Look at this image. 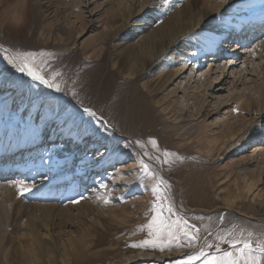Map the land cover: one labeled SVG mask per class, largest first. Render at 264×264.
Returning a JSON list of instances; mask_svg holds the SVG:
<instances>
[{
	"label": "rangeland",
	"instance_id": "374dc122",
	"mask_svg": "<svg viewBox=\"0 0 264 264\" xmlns=\"http://www.w3.org/2000/svg\"><path fill=\"white\" fill-rule=\"evenodd\" d=\"M19 3L20 0H0V120L2 126H11L22 134L23 145L36 144L39 151L26 148L16 153L15 157L21 156L23 163L13 165L33 162L36 156L37 163L42 158L48 160L50 152L40 146L45 144L42 136L48 137L51 129L55 128L54 135L61 134L62 139L54 146L58 163L49 165L37 178L24 176L20 171L0 176L2 191L22 182L23 186H33L27 194L30 199L41 196L42 205L54 204L56 208L48 209L51 216L44 218L47 229H36L37 233H47V244L37 243L27 250L26 256L23 251L11 250L6 264H109L119 254L136 250L167 252L195 248L187 255L143 258L125 264H204L206 259L225 252L235 254L243 245H233L234 238L243 240L251 233L253 249L257 241L264 242V155L256 157L260 148L264 150V138L256 140L264 132V107L260 106V113H255V110L240 112L232 105L235 97L248 98L257 84L264 83V52L251 53L256 44L264 42V36L249 42L250 46L238 51L240 54L231 53L234 48L227 46L219 48L220 53L214 56L218 60L209 61L210 53L201 55L155 97L143 89L147 94L141 100L150 113L139 111L140 118L151 126L141 131L139 120L133 121L129 123L132 134L128 135V129L119 120L121 108L117 105L129 97L130 86L135 85L138 75L142 78L140 83L149 78L143 76L145 72L130 76L139 70L133 56H116L120 74L105 80L110 75L113 56L102 50L99 59H92V49L82 52L91 39L102 42L105 36L102 25L110 15L106 12L108 0L77 3L49 0V6L41 12L34 7L23 25L19 21ZM259 8L264 11L260 6L247 10V14L232 13L228 22L242 24L256 18L261 13ZM220 22L221 19L218 24L224 25ZM17 52L36 53L37 63L43 61L42 74L46 77L58 72L55 82L61 91L51 89L60 95L17 72L8 62L10 53L14 56ZM205 76L215 81L208 91L204 87ZM112 90L118 94L111 96ZM21 96L29 101L22 107L30 104L29 114L23 113L25 109L20 114L12 110L15 97ZM162 99L172 103L168 118L155 104ZM193 101L198 108L204 103L205 109L199 112ZM228 124L232 126L234 139L212 157L206 152V139L202 142L197 139L205 128L220 132ZM79 131L83 137L80 143H75ZM150 138L157 141V149L147 143ZM80 146L84 151L79 154ZM164 152L173 155L165 157ZM144 157L156 161L160 172ZM154 204L164 207L165 223L153 225L152 229H163L158 246L132 247L152 239L148 225L155 215L151 210ZM224 209L240 212L252 220L237 218L230 212L224 216ZM43 215L37 219L39 222ZM222 215L224 221L218 226L217 220ZM9 230L1 229L0 235ZM23 230L12 229L11 236L19 237ZM184 233L197 239L192 240L191 235ZM219 236L224 240H218ZM24 240L28 243V238ZM10 245L0 246V264H4L2 254Z\"/></svg>",
	"mask_w": 264,
	"mask_h": 264
},
{
	"label": "bare ground",
	"instance_id": "6f19581e",
	"mask_svg": "<svg viewBox=\"0 0 264 264\" xmlns=\"http://www.w3.org/2000/svg\"><path fill=\"white\" fill-rule=\"evenodd\" d=\"M80 1L81 0H71V3H77ZM87 1L90 2L92 0ZM19 6L21 8L19 21L21 25H23L28 22L27 16H29L34 7L36 8V11L41 12L43 7L49 6V0H20ZM260 6H263L264 8V0H108L106 12H110V15L107 17L106 22L103 23L104 25H102V32L105 33V36H103L102 42L100 43H95L94 39H91L89 43L82 48V52L84 53L85 51L92 49L93 53L90 56L92 59H99L102 50L104 51V54L106 50L110 56H113L114 60L110 62L111 68L109 69L110 71H108L110 75H106L105 80L109 79H107V77L116 75L117 73L120 74V71L118 70V61L115 60L116 56L120 58H130L133 56L138 63L139 70L134 74H130V76L145 72L146 74H143V76L149 78V80L140 83L139 80L142 78L138 75L136 81L137 84L135 83V85L130 86L129 97L122 99L117 105L121 108V111L119 110V120L124 124L125 129H128V131L126 130L128 135L130 133L132 134V132H130L131 127L129 123H132L133 121L139 120V123H141L140 129L142 128L143 131H146L147 125L149 128L151 126L150 123L145 124L143 119L140 118L139 111L150 113V110L144 106V101L142 102L141 98L146 97L147 93L153 97L161 93L165 87L172 85L173 81L179 78L181 74L188 69V66L194 64V61L203 54L210 52L211 55H209V61L214 59L218 60L217 58H214V56L217 52L220 53L219 48L224 49L228 46V44L226 45V43L221 41L223 36L226 33L233 32L234 34V31L242 28L238 27L239 25L236 22L233 24L228 22V18L231 14L239 12L243 14L246 13L247 10L252 11L255 8L258 9ZM220 19L222 21L220 23H223L224 25L218 24ZM250 19H248L246 24L260 23L264 21V11L261 10L260 16ZM64 24L67 25V23ZM257 34L256 31L254 35ZM106 36H108V38ZM255 39L256 37L253 38V40ZM231 42H233V38ZM238 44L243 46L244 44L246 45V42H236L234 46H230L234 48L231 53H242L241 51L238 52L240 50ZM263 52L264 42L256 44L251 53L257 55L262 54ZM236 56L237 55H235V57ZM133 57L131 58V61H134ZM98 68L99 66H96L95 73ZM194 68L195 67L193 66L192 69ZM127 70L129 69L127 68ZM203 80L204 87L207 91L215 83L214 80L212 81L211 78L207 76H205ZM256 86L257 87L253 91L249 92L248 98L245 95L237 96L234 98L232 105H234V107L240 112L243 110H255V113H260V106L264 107V83L257 84ZM143 89H145L147 93L144 92ZM105 91H108V81L104 92ZM115 94L118 93H114V90H112L111 96H114ZM105 97L106 99L109 98L106 95ZM27 99L30 98L28 97ZM27 102L29 103L24 96L15 97L12 110L14 109V112L20 114L25 109V112L23 113L29 114L31 109L30 104L28 107L22 109ZM155 104L160 108V112L167 116L166 118H168L169 114H172V103L162 99V101H156ZM193 104L194 107H197L195 106L196 104L194 101ZM253 106L256 107V109H253ZM114 109L118 110L116 107ZM198 109L200 110L199 112H202L203 109H205L204 103H202L201 108ZM227 116L230 117V112ZM227 116H225V119ZM100 118L104 120H102L103 122L106 121L102 116H100ZM1 120L0 153H12L13 156V154H16L17 152L22 150L25 151L24 149L26 148H35L36 144H30L31 146L23 145L21 140L22 134H20L18 130H12L11 126L9 128L6 125L2 126L4 123H2ZM10 121L11 120H9V122ZM11 125H13V123ZM53 127H55V125ZM80 128H82V126ZM222 128L223 131L220 132L218 130H216L217 132H212L211 129L205 128L203 129L201 136L197 139L198 142H202L201 140L203 138L206 139V152L212 157L234 139V132L230 124ZM54 130L55 128L51 129V132L49 133L46 132L48 137L42 136L41 138L44 139L45 144L40 146V148L44 147L45 152H50L51 155L50 157L48 156V160L42 158L37 163L35 162L37 158L36 156L33 162L18 166V169H13L12 164L10 163L9 166H7L0 162V173L9 172L10 170H13L14 172L20 171L22 175H30V177L34 179L40 176L44 169L48 170L49 165H56L59 160L55 155L56 153H54V146L61 143L59 138H61L62 135H54L56 132H54ZM82 133V131L77 133L75 143L77 141L80 143V140H82L83 137ZM260 135L261 137L256 139L258 142L264 138V132ZM123 137L129 138V136ZM129 139L131 140V138ZM31 141L33 142V140ZM37 148L38 147L35 148L34 152L39 151V148ZM77 151L79 154L83 153V146H80ZM263 155L264 150L263 148H260L256 157L261 158ZM144 158L153 166L154 164L152 162L158 164L149 157H147L149 160L146 157ZM77 162L78 161L75 163ZM2 175L3 174H0V176ZM15 184L9 185L7 188H4L3 191L1 190L2 186H0V231L1 229L12 230L18 228H22L25 231L23 230L22 233L17 232L19 237L11 236L10 230L8 232L2 231L4 234L2 236L0 235V246L3 247L6 243H11L10 248L8 247L3 251L2 259L4 260V264L8 262V256L11 250L14 252L23 251L22 255L26 256L29 255L27 250L35 248L37 243L43 242L45 245L47 244V239L49 237L47 236V233L42 231V233H39V231L37 233L36 229H47V221H45L44 218L51 216L48 209L56 210L54 204L42 205L40 201L43 197L41 198V196L35 200H33V197L32 199L29 198L30 196L28 197L27 194L29 191L31 192L33 186H27L30 190L24 192L23 195H20L14 186ZM250 191L251 187L247 188V192ZM45 210L47 211L45 212ZM224 210L226 211L223 213L224 216H227L226 213L230 212L237 218H245L249 221L252 220L251 217L242 215L240 212H232L234 210L229 211L230 209ZM42 213L44 215L39 222L37 219H39ZM223 215L217 220V224L220 223L218 226L224 221L222 220ZM21 219H24L25 222ZM19 221L23 222V226ZM19 225L22 227H19ZM26 238H28V243L24 240ZM182 251L183 249H174L167 252L136 250L126 254H119L109 264H125L132 260L150 257H153L154 259H162L178 255ZM30 259L34 260L35 258L30 257Z\"/></svg>",
	"mask_w": 264,
	"mask_h": 264
},
{
	"label": "snow or ice",
	"instance_id": "6c2138e0",
	"mask_svg": "<svg viewBox=\"0 0 264 264\" xmlns=\"http://www.w3.org/2000/svg\"><path fill=\"white\" fill-rule=\"evenodd\" d=\"M36 53L32 52H17L14 56L11 58H8V62L12 64L17 72L26 74L28 77H30L34 81H39L41 84L46 85L49 88H54L57 92L61 91L59 83H56V77L60 74L58 72H53L49 74L47 77L46 75L42 74L43 69L41 67L40 63H37L36 61ZM41 55H43L41 53ZM85 112H90L89 109H84ZM94 115V113H92ZM140 147H144V144L141 141L136 142ZM149 145L152 146L153 149H157V141L155 139H149L147 141ZM145 155L148 153L145 152ZM163 155L165 157L173 155L169 152H164ZM159 159V158H157ZM167 163V160L164 161ZM145 170H147L148 165H144ZM17 189V192L20 195H23L24 192L29 191L30 189L26 186L22 185L21 183H17L14 185ZM157 194V190L153 189V195ZM152 212L155 214L152 218V224H149V237H152L150 240H145L142 242V244H134L132 247H142V246H158L162 236H163V229L157 227L155 231H153V225H163L165 222L162 219L164 207L161 205L160 207H157L155 204L152 207ZM170 211V209H169ZM185 235H191L189 233H184ZM168 235L171 237L172 233L169 232ZM251 233L248 234V238H245L243 240L239 238H234L231 243L233 245L235 244H242L243 246L237 250V252L234 254L233 252H225L222 256L216 257H210L204 261V264H264V242L257 241L256 248L253 249L252 247V241L250 239ZM192 240H196L197 237L195 235H191ZM218 240L223 241L224 237L219 236L217 237ZM192 246V245H189ZM161 250H163L161 248ZM253 252H258L262 255H254ZM201 255H203V252H201ZM198 259L199 257H190V259Z\"/></svg>",
	"mask_w": 264,
	"mask_h": 264
},
{
	"label": "water",
	"instance_id": "95a60500",
	"mask_svg": "<svg viewBox=\"0 0 264 264\" xmlns=\"http://www.w3.org/2000/svg\"><path fill=\"white\" fill-rule=\"evenodd\" d=\"M5 50H6V49H5ZM10 56L12 57L13 54L10 53ZM36 82L39 83L40 85H42V86H44V87L50 89V88L47 87L46 85L41 84L39 81H36ZM90 110L93 111L92 109H90ZM93 112H94V111H93ZM97 117H98L100 120H103V119L100 118L99 115H97ZM103 121H104V120H103ZM152 163H153L154 166L156 167V171H157V170H158V165H157L156 163H154V162H152ZM159 172H160V170H159ZM195 250H197V248H195V249H191V250H183V251L180 253V256L190 254V253H192V252L195 251ZM162 262H163V260L160 261V263H162ZM158 263H159V262H158Z\"/></svg>",
	"mask_w": 264,
	"mask_h": 264
}]
</instances>
